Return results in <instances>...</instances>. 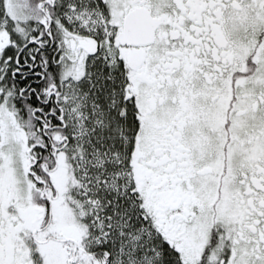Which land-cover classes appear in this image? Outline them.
Wrapping results in <instances>:
<instances>
[{"label":"snow or ice","instance_id":"snow-or-ice-1","mask_svg":"<svg viewBox=\"0 0 264 264\" xmlns=\"http://www.w3.org/2000/svg\"><path fill=\"white\" fill-rule=\"evenodd\" d=\"M0 264H264V0H0Z\"/></svg>","mask_w":264,"mask_h":264}]
</instances>
